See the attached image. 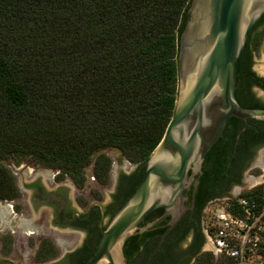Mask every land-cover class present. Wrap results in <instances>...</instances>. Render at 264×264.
Segmentation results:
<instances>
[{
    "label": "trees",
    "instance_id": "1",
    "mask_svg": "<svg viewBox=\"0 0 264 264\" xmlns=\"http://www.w3.org/2000/svg\"><path fill=\"white\" fill-rule=\"evenodd\" d=\"M189 3L0 0V199L16 196L8 160L59 170L80 183L91 166V177L105 184L108 149L135 166L125 176L133 185L126 198L133 193L173 114ZM261 18L236 60L235 97L243 107L264 108L248 90L258 83L249 66ZM243 125L231 117L226 129L234 137ZM222 168L217 158L206 177L219 179Z\"/></svg>",
    "mask_w": 264,
    "mask_h": 264
},
{
    "label": "flooded vegetation",
    "instance_id": "2",
    "mask_svg": "<svg viewBox=\"0 0 264 264\" xmlns=\"http://www.w3.org/2000/svg\"><path fill=\"white\" fill-rule=\"evenodd\" d=\"M260 18L261 22L253 32L258 37V47L252 52L249 66L253 80L260 83L248 85L255 97L254 89L264 91V64L260 73L252 67L255 52L264 45V13ZM250 78L245 76L247 83ZM247 121L246 126L256 128L247 132L245 128L236 143L233 133L224 127L221 137L214 143L215 154L210 155L209 151L205 154L201 172L194 175L189 187L183 191L184 209L172 226L168 224L170 216L167 215L124 241L125 264H191L212 249L205 225L208 209L217 200L232 196L247 184L243 182L245 171L258 165L264 152V135L259 132L264 122ZM217 158L222 160L223 166L220 178H207L205 169L213 167ZM21 171L23 178L11 171L16 196L0 199V264H87L101 231L133 189L125 176L132 175L135 166L129 172L121 170L117 173L112 185L106 189V199L99 195L106 183L101 184L93 177L91 181L95 187L89 188L85 181L77 182L59 170L43 168L40 175L30 164L23 166ZM109 175L110 170L108 179ZM163 213L161 207L154 209L138 228L147 226ZM17 236L23 237L18 250L14 247V242L19 239ZM23 248L33 250V256L26 258Z\"/></svg>",
    "mask_w": 264,
    "mask_h": 264
},
{
    "label": "water",
    "instance_id": "3",
    "mask_svg": "<svg viewBox=\"0 0 264 264\" xmlns=\"http://www.w3.org/2000/svg\"><path fill=\"white\" fill-rule=\"evenodd\" d=\"M264 13V0H190L179 35L177 95L163 135L145 162L133 193L101 231L87 264H125L124 241L136 231L169 215L172 226L183 212V191L201 172L205 154L221 137L227 121L264 122V108L241 106L235 97L236 60L254 23ZM163 215L138 228L156 208Z\"/></svg>",
    "mask_w": 264,
    "mask_h": 264
},
{
    "label": "built area",
    "instance_id": "4",
    "mask_svg": "<svg viewBox=\"0 0 264 264\" xmlns=\"http://www.w3.org/2000/svg\"><path fill=\"white\" fill-rule=\"evenodd\" d=\"M249 186L217 200L205 216L212 249L191 264H264V152Z\"/></svg>",
    "mask_w": 264,
    "mask_h": 264
},
{
    "label": "rangeland",
    "instance_id": "5",
    "mask_svg": "<svg viewBox=\"0 0 264 264\" xmlns=\"http://www.w3.org/2000/svg\"><path fill=\"white\" fill-rule=\"evenodd\" d=\"M263 64H264V45L261 44L259 50L255 52L253 56V66H252L253 70L257 73H260ZM254 94L256 95L257 98H259L260 100H262V102H264V91L254 89ZM105 153L111 159V166H110V175H109L108 182L106 183V186H103V190L101 191L102 193L99 194L101 197H103V199L107 198L106 189H109V187L112 185L113 179L116 177L117 173L120 172L121 170L129 172L130 170L134 168V166L131 163H129L119 151L114 150V149H108L105 151ZM256 159H257V156H255L254 160ZM30 164L31 162H28V161H21L18 164H16L13 160H8L5 162V165L7 166V168H9L11 171L16 172L19 178H23V172L21 171V168L23 166H29ZM33 166L36 169H38V172H40V175H42L43 168L38 167L36 165H33ZM246 173L247 171H245L244 173L243 182H247V184L245 186L240 187L239 190L245 187L247 188L250 185L248 182ZM91 175H92L91 166H88L84 170V176H85L84 184L85 186H88L89 188H94L95 184L91 181V178H92ZM19 236H17L19 238L18 241L14 242L15 244L14 247L17 248V250L20 247V239H23V237H19ZM22 250H23V254L26 255L25 256L26 258H28L29 256L31 257L33 256V250H30L29 248H26V249L23 248Z\"/></svg>",
    "mask_w": 264,
    "mask_h": 264
}]
</instances>
